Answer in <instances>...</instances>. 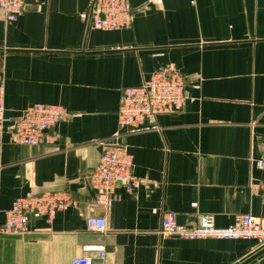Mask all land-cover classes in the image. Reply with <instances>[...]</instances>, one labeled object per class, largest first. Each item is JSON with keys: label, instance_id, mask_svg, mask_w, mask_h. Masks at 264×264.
I'll return each instance as SVG.
<instances>
[{"label": "crops", "instance_id": "1", "mask_svg": "<svg viewBox=\"0 0 264 264\" xmlns=\"http://www.w3.org/2000/svg\"><path fill=\"white\" fill-rule=\"evenodd\" d=\"M91 2L25 0L14 21L0 11V223L16 198H72L50 222L29 213L26 234L0 236V264H71L98 246L104 257L87 252L92 264H263L254 241L158 230L166 212L188 227L206 214L218 228L239 215L264 219L255 165L264 160V0H127L130 26L115 31L92 27ZM168 63L185 77L183 108L155 128L119 130L121 90ZM34 103L67 116L50 144L24 146L12 126ZM118 134L141 184L116 188L104 208L86 178ZM88 216L105 218V229L87 230Z\"/></svg>", "mask_w": 264, "mask_h": 264}, {"label": "built area", "instance_id": "2", "mask_svg": "<svg viewBox=\"0 0 264 264\" xmlns=\"http://www.w3.org/2000/svg\"><path fill=\"white\" fill-rule=\"evenodd\" d=\"M25 0H0V11L9 21L16 20L24 10ZM92 27L98 30L115 31L128 28L131 13L127 0H92L90 7ZM185 77L172 63L154 71L141 84L121 90L116 112L119 130L145 131L155 128L158 116L172 114L183 108L185 101ZM0 102V125L7 120L2 117ZM67 116L65 108L53 104L34 103L20 112L14 121L12 132L16 140L24 146L51 143L53 129ZM117 135L112 142L101 145L97 167L87 176L88 186L95 192V205L109 208L115 196V189L123 187L128 191L139 188L141 180L132 173V156L127 145ZM258 168L264 170V160L257 161ZM264 204V182L261 195ZM72 203L67 192H49L39 196L16 198L0 223V236L24 235L27 233V215L34 213L47 217L64 211ZM86 228L92 232H102L106 227L103 217L88 216ZM158 234L180 240L216 239L250 240L264 247V219L245 214L236 216L234 222L224 228L214 225L211 214L198 216L191 226L178 224L174 213L166 212L161 219ZM84 254L72 259L71 264H92L87 252H97L104 257V248L86 247ZM264 264V257H263Z\"/></svg>", "mask_w": 264, "mask_h": 264}, {"label": "water", "instance_id": "3", "mask_svg": "<svg viewBox=\"0 0 264 264\" xmlns=\"http://www.w3.org/2000/svg\"><path fill=\"white\" fill-rule=\"evenodd\" d=\"M55 129H56V126H55V128L53 129V131H54ZM92 191H93V190H92ZM93 192H94V191H93ZM94 194H95V192H94ZM261 253H264V250H263V252H261ZM257 255H258V254H257ZM257 255H256V256H257ZM256 256H254V257H256ZM254 257H253V258H254ZM253 258H251V259H253Z\"/></svg>", "mask_w": 264, "mask_h": 264}]
</instances>
